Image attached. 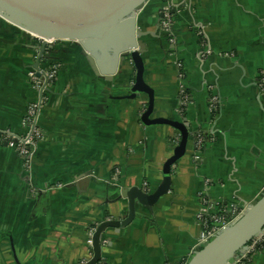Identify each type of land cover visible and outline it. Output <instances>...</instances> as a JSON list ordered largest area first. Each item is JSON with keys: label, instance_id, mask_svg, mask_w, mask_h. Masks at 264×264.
I'll list each match as a JSON object with an SVG mask.
<instances>
[{"label": "crops", "instance_id": "0c3cea01", "mask_svg": "<svg viewBox=\"0 0 264 264\" xmlns=\"http://www.w3.org/2000/svg\"><path fill=\"white\" fill-rule=\"evenodd\" d=\"M161 9L150 0L138 20L158 34L143 38L153 117L187 121L192 135L170 193L153 212L138 208L129 227L105 232L101 264H187L205 230L201 215L232 217L264 190V0H172L168 32L154 27ZM118 47L89 45L96 71L77 42L44 53L34 41L16 47L9 87L0 78V135L26 132L23 118L39 97L28 72L50 65L58 74L32 165L0 143V264L86 263L90 231L127 211L114 187L160 185L179 134L142 124L145 96L116 99L135 75L130 63L120 69ZM246 263L264 264V244Z\"/></svg>", "mask_w": 264, "mask_h": 264}, {"label": "water", "instance_id": "95a60500", "mask_svg": "<svg viewBox=\"0 0 264 264\" xmlns=\"http://www.w3.org/2000/svg\"><path fill=\"white\" fill-rule=\"evenodd\" d=\"M150 0H0V13L13 25L21 26L32 38L54 41H73L84 47V55L95 68L89 45L99 49L106 43L118 41L116 53L120 56V69L130 63L134 80L126 86L127 93L119 100L147 98V107L141 115L146 127L166 126L179 134V144L162 169L163 179L155 190L143 187L129 189L115 186L117 201H127V211L122 216L103 221L92 238V258L85 264H101L103 237L109 229L120 231L132 225L137 218L138 208L153 212L161 198L168 195L172 186L173 167L185 157L192 135L187 121L172 117H153L155 90L147 83L143 55L146 52L145 37L158 38V34L138 29L141 11ZM161 13L154 27L163 32ZM44 53L46 46L37 45ZM41 53V54H42ZM264 234V190L259 198L215 238L196 251L187 264H235L247 251L250 244Z\"/></svg>", "mask_w": 264, "mask_h": 264}, {"label": "built area", "instance_id": "2783aa9c", "mask_svg": "<svg viewBox=\"0 0 264 264\" xmlns=\"http://www.w3.org/2000/svg\"><path fill=\"white\" fill-rule=\"evenodd\" d=\"M162 9L161 13L164 14V18L162 20V27L165 31H169L173 25V15H172V0H161ZM37 45L46 46V50L56 49L57 45L60 41L54 40H46L43 38H34ZM47 66V65H46ZM58 74V66L50 65L48 67H43V69L38 71H32L29 75V82L32 83L35 87V90L38 92V100L31 103L25 116L23 118L22 124L26 129V132L22 136H17L10 131L1 132L0 135V143H5L8 147L15 150L20 157H22L25 161V165L30 167L32 165V161L38 149V146L43 139V133L39 127V119L42 113V110L47 101V96L50 92V89L55 82V79ZM201 140H198L195 143L197 150H201ZM174 147L179 144V140L174 141ZM244 212V211H243ZM243 212H237L232 217L225 216L226 213L220 211H206L200 217L203 219L204 231L200 235V240L198 244V249L202 245L208 244L212 241L215 236L229 226L233 221H235ZM209 214V215H208ZM209 217H207V216ZM96 229H93L89 233V238L87 244L91 250L92 247V238ZM264 244V234L256 239L251 246L247 249V251L243 254V256L235 263V264H247L248 260L258 251ZM92 258V252L90 255V259ZM85 264V263H83Z\"/></svg>", "mask_w": 264, "mask_h": 264}, {"label": "rangeland", "instance_id": "374dc122", "mask_svg": "<svg viewBox=\"0 0 264 264\" xmlns=\"http://www.w3.org/2000/svg\"><path fill=\"white\" fill-rule=\"evenodd\" d=\"M6 20L0 19V61L6 60L8 62H1L0 64V71H2L3 76L0 78L3 79L1 82L5 83V79L7 80V86L9 87L11 79L9 78L10 74V68L11 65V59L14 61L15 64V58L13 56L16 55V47L23 46L25 44H30V42L34 41V38H26L18 29L20 26L13 25V24H7ZM30 41V42H29ZM10 60V63H9ZM32 71L28 72V81L29 75ZM8 73V74H7ZM6 77V78H5ZM0 79V80H1ZM0 82V83H1ZM237 212H243V208H236Z\"/></svg>", "mask_w": 264, "mask_h": 264}, {"label": "bare ground", "instance_id": "6f19581e", "mask_svg": "<svg viewBox=\"0 0 264 264\" xmlns=\"http://www.w3.org/2000/svg\"><path fill=\"white\" fill-rule=\"evenodd\" d=\"M0 19H4V20H6V22H8L10 25L12 24L7 18H4L2 15H1V13H0ZM7 23V24H8ZM21 27V26H20ZM22 28V27H21ZM24 29V28H23ZM29 32V31H28ZM30 33V32H29ZM30 34H32V33H30ZM32 35H34V34H32ZM31 37H34V36H31Z\"/></svg>", "mask_w": 264, "mask_h": 264}, {"label": "trees", "instance_id": "16d2710c", "mask_svg": "<svg viewBox=\"0 0 264 264\" xmlns=\"http://www.w3.org/2000/svg\"><path fill=\"white\" fill-rule=\"evenodd\" d=\"M57 46H59V44H58ZM52 50H55V49H52ZM48 51H49V50H48ZM50 51H51V50H50ZM50 51H49V52H50ZM252 244H253V242L250 244V246H251Z\"/></svg>", "mask_w": 264, "mask_h": 264}]
</instances>
